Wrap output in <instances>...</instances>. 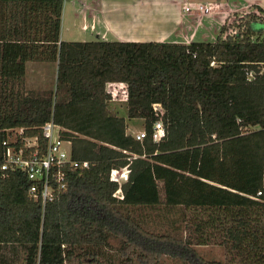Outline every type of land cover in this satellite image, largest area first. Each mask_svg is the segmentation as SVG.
I'll return each mask as SVG.
<instances>
[{
	"label": "trees",
	"instance_id": "trees-1",
	"mask_svg": "<svg viewBox=\"0 0 264 264\" xmlns=\"http://www.w3.org/2000/svg\"><path fill=\"white\" fill-rule=\"evenodd\" d=\"M62 4L0 0V161L4 128L43 143L52 119L71 159L88 165L67 170L44 206L25 175L0 176V264H158L162 255L264 264V9L252 4L210 41H68L59 38ZM28 61L56 62L53 89L25 87ZM110 84L125 89L124 115L108 105ZM158 118L165 136L155 142ZM128 119L142 120V140ZM125 165L117 199L109 175ZM162 209L177 220L148 228V213ZM205 244L227 258H204L194 246Z\"/></svg>",
	"mask_w": 264,
	"mask_h": 264
},
{
	"label": "crops",
	"instance_id": "crops-1",
	"mask_svg": "<svg viewBox=\"0 0 264 264\" xmlns=\"http://www.w3.org/2000/svg\"><path fill=\"white\" fill-rule=\"evenodd\" d=\"M194 2L218 3L219 8L199 18L182 9ZM252 4L264 9V0H63L59 38L188 43L203 40L207 31L217 35L230 13ZM32 64L38 69L54 65L55 78L56 62L28 61L26 74ZM39 75L43 77L42 72Z\"/></svg>",
	"mask_w": 264,
	"mask_h": 264
},
{
	"label": "built area",
	"instance_id": "built-area-1",
	"mask_svg": "<svg viewBox=\"0 0 264 264\" xmlns=\"http://www.w3.org/2000/svg\"><path fill=\"white\" fill-rule=\"evenodd\" d=\"M219 8L218 3H187L183 11L199 18L213 14ZM229 31H232L230 29ZM153 110L160 116L163 109L159 103L153 104ZM264 128V125H262ZM254 128H258L255 126ZM61 127L49 119L41 126L43 143L38 136L24 133L22 127H7L3 129L4 138L1 141L0 176L19 172L30 182L29 195L40 200L42 206L53 198L54 193L64 189L67 185V170L74 166L86 167L87 161L81 163L71 159L70 140L61 138ZM137 140L146 136L144 129L132 134ZM165 136V129L160 118L151 127V139L158 142ZM129 167L125 165L113 168L109 180L117 184L112 196L123 198L121 184L128 179ZM261 193L257 191L256 195Z\"/></svg>",
	"mask_w": 264,
	"mask_h": 264
},
{
	"label": "rangeland",
	"instance_id": "rangeland-1",
	"mask_svg": "<svg viewBox=\"0 0 264 264\" xmlns=\"http://www.w3.org/2000/svg\"><path fill=\"white\" fill-rule=\"evenodd\" d=\"M255 12L254 8L252 7H246L242 10H238L236 12L230 13L229 17L226 20V25L228 27V30L233 29V27L230 25L233 20H238V18L245 14V13H252ZM204 24H206V20H204ZM255 28L262 27V24L260 22H256L253 24ZM206 35L204 37V41H210L214 40L216 35L212 33V31H207L205 32ZM66 37V36H65ZM198 39H200L198 37ZM40 65V64H39ZM35 66H38L37 64H32L28 68V72L25 75V87L27 89H32V90H37V91H46L49 89L54 88V65H50L49 67L46 68H36ZM38 70V72H36ZM41 77L39 74H41ZM39 73V74H38ZM38 75V76H35ZM108 96H107V101L108 105L111 109L117 111L119 114L123 115L125 114V109H126V95H125V89L122 85H116V84H110L108 86ZM143 122L141 119H128L127 120V129L126 131L130 134H133L139 130L144 129L143 128ZM157 211V210H156ZM165 210L162 209L161 211L159 210L158 212L151 211L148 213V221L146 223V226L150 229H153V227H159L160 224H164L167 220H177V216L175 212H170L162 218L160 214H165ZM164 226V225H163ZM119 244L118 239L112 238L110 239V246H109V251L110 253H115V249L117 245ZM196 250L206 259H219V260H224L227 258V255L224 251L223 246L219 244H205V245H195L194 246ZM71 264H86L85 262L82 263H77L76 261L72 262ZM158 264H183V262L176 257H171L168 255H162Z\"/></svg>",
	"mask_w": 264,
	"mask_h": 264
}]
</instances>
